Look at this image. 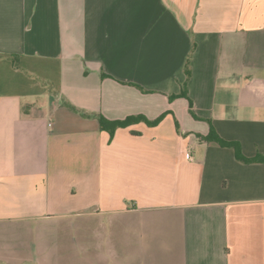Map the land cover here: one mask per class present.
Here are the masks:
<instances>
[{"label": "crops", "instance_id": "0c3cea01", "mask_svg": "<svg viewBox=\"0 0 264 264\" xmlns=\"http://www.w3.org/2000/svg\"><path fill=\"white\" fill-rule=\"evenodd\" d=\"M206 120L264 155V0H0V264H264Z\"/></svg>", "mask_w": 264, "mask_h": 264}, {"label": "trees", "instance_id": "16d2710c", "mask_svg": "<svg viewBox=\"0 0 264 264\" xmlns=\"http://www.w3.org/2000/svg\"><path fill=\"white\" fill-rule=\"evenodd\" d=\"M189 61H190V55L187 57L186 59V63H185V74H186V80L190 75V71H189ZM179 96L181 97H186L189 101V111L190 113H192L191 109V100L188 98L187 96V90H186V81L183 83L182 85V89L179 93ZM78 111V110H77ZM83 116H92L91 114H86L84 112H80ZM94 117H96L100 123V128L107 130L109 132H113L115 128L117 127H122V126H127L130 123L134 122L135 120L139 119V118H143V116H128L123 120H107L105 119L102 115L100 114H94ZM194 118L199 119L198 117L194 116ZM160 116L158 118H156L153 121H147L149 123V125H154V123L158 122L160 120ZM209 124V129L207 131V133L205 135L202 134H197V137L199 138V140L205 142L208 145H216L219 147H228L231 148L233 150L234 153V157L237 161L241 162V163H245V164H249V163H263L264 164V155L261 153H257L256 155H254L253 157H246L244 156V154L242 153V148H241V144L238 141H228L225 140L223 138H221L217 132L215 131V129L213 128V126L211 125L209 120H206Z\"/></svg>", "mask_w": 264, "mask_h": 264}]
</instances>
